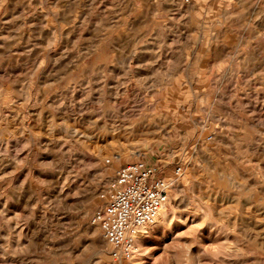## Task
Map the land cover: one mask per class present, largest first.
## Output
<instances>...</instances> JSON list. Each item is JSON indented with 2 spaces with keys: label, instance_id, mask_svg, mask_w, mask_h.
<instances>
[{
  "label": "rangeland",
  "instance_id": "obj_1",
  "mask_svg": "<svg viewBox=\"0 0 264 264\" xmlns=\"http://www.w3.org/2000/svg\"><path fill=\"white\" fill-rule=\"evenodd\" d=\"M138 159L170 199L116 260ZM0 264H264V0H0Z\"/></svg>",
  "mask_w": 264,
  "mask_h": 264
},
{
  "label": "built area",
  "instance_id": "obj_2",
  "mask_svg": "<svg viewBox=\"0 0 264 264\" xmlns=\"http://www.w3.org/2000/svg\"><path fill=\"white\" fill-rule=\"evenodd\" d=\"M181 167L173 175L179 176ZM173 180L161 165L138 159L121 165L101 197L105 202L92 215L111 245L116 260L134 256L138 238L159 220L170 199Z\"/></svg>",
  "mask_w": 264,
  "mask_h": 264
}]
</instances>
